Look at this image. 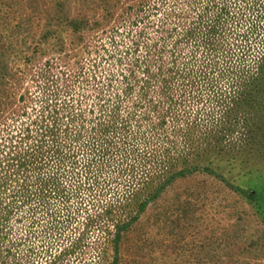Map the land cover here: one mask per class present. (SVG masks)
Segmentation results:
<instances>
[{"label":"trees","instance_id":"1","mask_svg":"<svg viewBox=\"0 0 264 264\" xmlns=\"http://www.w3.org/2000/svg\"><path fill=\"white\" fill-rule=\"evenodd\" d=\"M231 1L0 0V264L30 263L20 226L77 223L102 233L76 260L116 264L182 179L171 214L228 194L232 216L264 221L244 178L264 163V0Z\"/></svg>","mask_w":264,"mask_h":264},{"label":"rangeland","instance_id":"2","mask_svg":"<svg viewBox=\"0 0 264 264\" xmlns=\"http://www.w3.org/2000/svg\"><path fill=\"white\" fill-rule=\"evenodd\" d=\"M231 2L234 4L235 1L232 0ZM260 49L261 46L257 44L255 53H259ZM115 171L117 172L116 164L107 168L106 173L114 174ZM252 173L244 177L249 180L248 186H264V163L255 165ZM124 179L127 180L125 176ZM186 180L188 179L179 180L169 189L168 193L164 195L167 197L165 202L161 204L158 202L148 209L142 221L124 240L119 252L120 258L115 263L264 264V221L257 214V216L247 214L244 220L232 216L233 211L230 207L234 201L232 196L225 194L220 198L217 193L219 197L214 199L215 202L219 203L227 197L228 209H222L220 206L215 207V205L209 209L202 206L205 215H201L199 219L186 218L184 212L180 215L171 214L169 207L176 201L177 193L181 192L188 184ZM249 209L252 210L253 208L249 207ZM261 210H264V206L261 207ZM86 213V211L84 214L81 213L79 219L86 218ZM31 218L33 217H29V220ZM36 219L50 221L51 216L39 213L36 215ZM58 219L65 221L67 216L61 214ZM174 219L180 221L174 222ZM235 222L238 224L234 225ZM244 228L249 229L245 230ZM101 233L98 229L89 231L78 223L70 227L55 229L53 232L43 231L42 226L36 227L31 232L21 226L15 230V236L27 239L22 245L23 252L27 253L28 248L35 247L32 249V253L27 255L26 261H30V263L24 261L25 264H49L51 256L59 254L65 246H70L75 238L84 236L89 245L86 247L78 246L73 250L70 248L68 255L62 258L59 263L85 264V261L76 260L79 257L78 254L84 252L88 262H90L91 256L96 254L94 244L98 242ZM243 237L245 239L240 240ZM235 239L239 240L235 241ZM254 241L257 242L251 243Z\"/></svg>","mask_w":264,"mask_h":264}]
</instances>
